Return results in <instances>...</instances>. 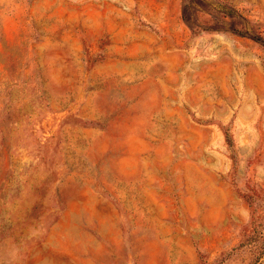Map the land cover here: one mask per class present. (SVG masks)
Returning a JSON list of instances; mask_svg holds the SVG:
<instances>
[{
  "label": "rangeland",
  "instance_id": "obj_1",
  "mask_svg": "<svg viewBox=\"0 0 264 264\" xmlns=\"http://www.w3.org/2000/svg\"><path fill=\"white\" fill-rule=\"evenodd\" d=\"M0 264H264V0H0Z\"/></svg>",
  "mask_w": 264,
  "mask_h": 264
}]
</instances>
